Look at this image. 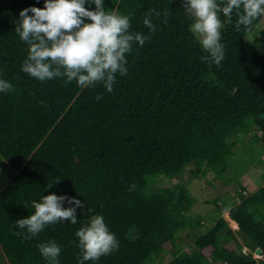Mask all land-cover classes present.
I'll return each instance as SVG.
<instances>
[{
	"label": "trees",
	"instance_id": "obj_1",
	"mask_svg": "<svg viewBox=\"0 0 264 264\" xmlns=\"http://www.w3.org/2000/svg\"><path fill=\"white\" fill-rule=\"evenodd\" d=\"M176 1L179 7L104 0L105 11L129 16L130 32L150 37L133 44L128 72L116 75L109 93L102 84L81 89L66 77L40 82L24 73L29 46L15 32L19 13L43 8L44 0H0V79L15 89L0 93V163L12 169L0 188V264H48L39 245L51 241L61 247L59 264H78L75 233L93 215L104 217L119 248L84 264H158L165 254L172 257L166 264H264V183L253 192L240 183L236 201L215 198L216 218L191 234L190 251L178 236L200 226L202 216H190L194 199L185 183L161 184L188 166L194 176L210 171L217 179L229 171L238 183L243 170L233 148L254 127L261 135L251 142L262 144L264 165V49L245 41L264 16L250 31L237 29L234 10L221 31L225 58L217 67L202 60L207 53L179 13L183 0ZM150 12L155 32L143 24ZM49 194L83 201L78 222L50 224L25 240L15 222Z\"/></svg>",
	"mask_w": 264,
	"mask_h": 264
},
{
	"label": "clouds",
	"instance_id": "obj_2",
	"mask_svg": "<svg viewBox=\"0 0 264 264\" xmlns=\"http://www.w3.org/2000/svg\"><path fill=\"white\" fill-rule=\"evenodd\" d=\"M90 3L95 4L94 10L85 7ZM183 7L192 21L189 30L207 53L202 60L217 67L225 58L221 30L232 22L234 10L238 14L237 29L244 26L250 31L253 21L264 16V0H183ZM151 12L145 15L143 24L155 32ZM19 17L15 32L29 46L22 71L40 82L66 77V84L75 81L81 89L102 84L111 93L116 75L128 72L126 54L131 53L133 44L143 46L150 40L149 36L129 31L128 15L105 11L104 0H44L43 8H25ZM14 90L9 81L0 79V93ZM65 202L69 207H64ZM32 207L34 214L15 222V227L26 231L25 240L37 236L50 224H76L77 208H83L84 202L49 194L41 202L33 201ZM75 235L81 254L78 264L98 261L119 248L102 215H93ZM39 252L48 264H59L61 247L55 241L41 243Z\"/></svg>",
	"mask_w": 264,
	"mask_h": 264
},
{
	"label": "rangeland",
	"instance_id": "obj_3",
	"mask_svg": "<svg viewBox=\"0 0 264 264\" xmlns=\"http://www.w3.org/2000/svg\"><path fill=\"white\" fill-rule=\"evenodd\" d=\"M170 1L176 7H179V3L176 0ZM179 13L184 22L190 26L192 21L188 18L185 9L179 8ZM245 41L257 48L264 49V23L259 22L254 30L245 36ZM254 135H261V131L258 127L252 128L248 135L239 137L233 148L235 164L243 170V174L238 178V183L234 182L235 178L229 171L225 173L224 179H217L210 171L206 173L201 172L197 176H194V173L196 172L194 166H188L181 174H177L172 179H165L161 182V184L165 186H174L177 183H185L190 196L194 199V203H192L189 211L190 216H202V223L200 226L195 227L192 231L185 229L180 232V235L178 236V244L183 250L190 251L191 248H193V242L191 239V234L193 232L199 233L207 230L206 228L213 223L211 220L212 218L210 217L216 218V206L212 203L215 198H223L229 195L232 198V201H236V193L239 190L240 183L245 188V192H253L264 183V165L259 164V155L262 152V144L251 142ZM11 174L12 169L0 163V188ZM231 177H233V179ZM226 213L227 212L224 213V216L227 219ZM229 224L234 230L238 228V226L236 228L233 227L230 222ZM253 257L260 258V255L253 253ZM171 258V256L165 254L160 257L161 262L158 261V259L156 260L158 264H166Z\"/></svg>",
	"mask_w": 264,
	"mask_h": 264
},
{
	"label": "water",
	"instance_id": "obj_4",
	"mask_svg": "<svg viewBox=\"0 0 264 264\" xmlns=\"http://www.w3.org/2000/svg\"><path fill=\"white\" fill-rule=\"evenodd\" d=\"M227 220H228V222H230V223H232V222H236V221H234L233 219H231L230 218V216H229V214L227 213ZM260 253H261V249L260 248H256V250H255V254H257V255H260Z\"/></svg>",
	"mask_w": 264,
	"mask_h": 264
},
{
	"label": "bare ground",
	"instance_id": "obj_5",
	"mask_svg": "<svg viewBox=\"0 0 264 264\" xmlns=\"http://www.w3.org/2000/svg\"><path fill=\"white\" fill-rule=\"evenodd\" d=\"M226 214H227V213H226ZM231 225H232L233 227H235V228L238 226L236 222H235V223H234V222H232V224H231Z\"/></svg>",
	"mask_w": 264,
	"mask_h": 264
}]
</instances>
